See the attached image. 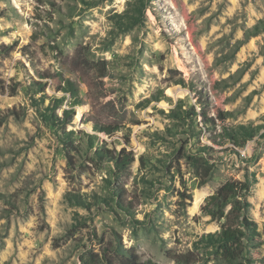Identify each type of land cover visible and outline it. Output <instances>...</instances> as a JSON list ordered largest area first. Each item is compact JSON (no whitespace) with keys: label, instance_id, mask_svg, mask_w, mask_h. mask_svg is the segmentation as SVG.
Segmentation results:
<instances>
[{"label":"rangeland","instance_id":"rangeland-1","mask_svg":"<svg viewBox=\"0 0 264 264\" xmlns=\"http://www.w3.org/2000/svg\"><path fill=\"white\" fill-rule=\"evenodd\" d=\"M40 1L0 0V264H80L117 240L205 260L222 222L200 209L228 180L251 185L264 264V0Z\"/></svg>","mask_w":264,"mask_h":264},{"label":"trees","instance_id":"trees-1","mask_svg":"<svg viewBox=\"0 0 264 264\" xmlns=\"http://www.w3.org/2000/svg\"><path fill=\"white\" fill-rule=\"evenodd\" d=\"M40 2L45 3L46 0ZM5 50L7 48L2 47V52ZM58 90L64 97L69 98L68 107L74 108L81 104L79 90L73 81L62 80ZM73 117V111L70 113L64 110L61 117L56 120L64 126L71 124ZM97 130L106 135L113 133L112 126L99 127ZM115 161L118 165L133 163V156L122 152L117 154ZM250 187L249 181L228 180L206 198L200 209L201 214L210 217L213 221L222 222L220 230L205 239V244L211 247V251L205 254L208 258L204 260V255L200 256L198 252L192 251L186 255L176 256L175 264H201L202 261L204 264H253L250 255L251 243L258 233L255 223L247 215L248 202L245 197ZM80 264L152 263L142 262L133 248L127 249L120 240H117L113 246L98 252L87 251L80 257Z\"/></svg>","mask_w":264,"mask_h":264},{"label":"bare ground","instance_id":"bare-ground-1","mask_svg":"<svg viewBox=\"0 0 264 264\" xmlns=\"http://www.w3.org/2000/svg\"><path fill=\"white\" fill-rule=\"evenodd\" d=\"M202 199V197H201V195H198L197 197H196V199H195V206H198V204H199V202H200V200Z\"/></svg>","mask_w":264,"mask_h":264}]
</instances>
